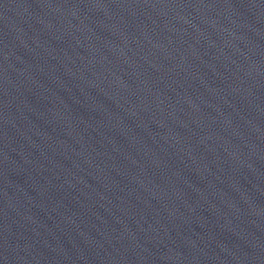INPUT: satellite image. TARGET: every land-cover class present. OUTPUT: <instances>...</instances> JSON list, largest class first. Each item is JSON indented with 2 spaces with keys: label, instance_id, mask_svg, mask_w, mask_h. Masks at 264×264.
<instances>
[{
  "label": "water",
  "instance_id": "water-1",
  "mask_svg": "<svg viewBox=\"0 0 264 264\" xmlns=\"http://www.w3.org/2000/svg\"><path fill=\"white\" fill-rule=\"evenodd\" d=\"M0 264H264V0H0Z\"/></svg>",
  "mask_w": 264,
  "mask_h": 264
}]
</instances>
